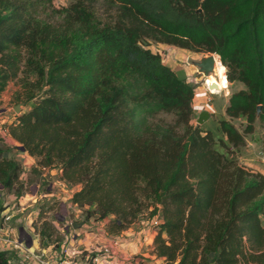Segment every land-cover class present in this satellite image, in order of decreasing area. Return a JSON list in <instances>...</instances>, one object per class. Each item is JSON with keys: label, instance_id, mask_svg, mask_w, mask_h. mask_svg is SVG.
Wrapping results in <instances>:
<instances>
[{"label": "trees", "instance_id": "obj_1", "mask_svg": "<svg viewBox=\"0 0 264 264\" xmlns=\"http://www.w3.org/2000/svg\"><path fill=\"white\" fill-rule=\"evenodd\" d=\"M106 1L113 22L95 28L87 13L98 0H75L83 25L63 43L40 27L37 0H0V97L19 82L14 100L29 106L1 130L78 188L82 222L112 217L119 233L157 217L162 264H264V176L233 154L264 124V0ZM144 41L215 54L243 86L217 121L224 139L193 125L192 85ZM239 118L242 132L229 121ZM19 178L18 158L0 148V197L18 200ZM10 259L0 252V264Z\"/></svg>", "mask_w": 264, "mask_h": 264}, {"label": "rangeland", "instance_id": "obj_2", "mask_svg": "<svg viewBox=\"0 0 264 264\" xmlns=\"http://www.w3.org/2000/svg\"><path fill=\"white\" fill-rule=\"evenodd\" d=\"M37 1L39 3V8L37 10L36 19L40 23V27H47L50 29L53 33V37L57 41L64 43V41L69 39L74 33L81 31V25H83V22L81 24L80 20H78L81 19V14L77 16L75 13H72V11H69V7L75 3V0ZM113 15L114 7H112L106 0H98L94 7L87 13L91 25L95 28H101L108 24L111 25L113 22ZM144 42V45H146L151 52L157 53L161 56L162 61L166 66L171 67L174 71L175 69H180L179 71L177 70V74L183 78L182 80L186 81V83L194 84V75L190 74V72L192 71L194 73L196 71V75H199L197 74L196 68L193 66V62L197 61L200 57H203L202 55L204 54L182 51L181 49L172 46L160 45L149 41ZM205 55L208 56V54ZM217 69L218 80L215 81L214 79H210L207 83L208 85L216 84L219 91L224 90L226 94L228 93V90L229 92L234 93L243 88L239 84L229 86L228 88V82L225 79V68L217 65ZM215 75L211 76L216 77ZM29 79H33V75H29ZM200 82L202 83V79H200ZM17 93L22 95L19 82H10L0 97V121L2 124L11 120L14 115H20L29 107L27 105L25 106L24 100L20 103L15 102L14 98ZM16 105H19V113H15L14 111ZM158 119H163L166 122L173 121L172 116L163 114H160ZM229 121L239 132H242V129L246 125L245 119L243 118ZM245 138L246 147L238 149L233 153L234 156H236L238 164L252 172L264 174V124L261 125L258 121H255L254 132ZM55 171L56 170H54V172ZM38 176L43 180L41 192L43 195L48 194L47 189L50 185L44 181V177L41 174H38ZM29 179L31 178H20V183L22 184H19L20 186L18 187L20 193L18 200H15L10 195H3L0 197L1 206L4 205V207H9L11 210L20 207L21 204L25 206L24 203L31 201L30 194L36 191L34 188H30L29 184L26 183ZM59 189L58 192H55L54 196H44L39 202L35 203V206L23 210L22 214L18 215L27 218L31 212L37 211L36 218H31L32 223L28 224V222H25L21 224L22 222H20L18 225L21 227V232L19 231L20 228H17L19 239L25 247L30 244V241H34V239L41 240L39 243L46 249V254H51L53 250L50 247L48 248L47 244L57 247L56 243L60 242L62 236L66 235L68 231L74 230L72 227H66L67 220L71 219L77 223H82V214H79L74 207H71L70 205L68 206L67 200L64 199L68 189L63 188L61 190V187H59ZM64 190L66 192H64ZM73 190H76V188H73L72 191ZM56 194H59V196H56ZM10 210H8V213H11ZM43 223H46V225ZM43 230H45V234L44 237L40 239L38 233Z\"/></svg>", "mask_w": 264, "mask_h": 264}, {"label": "crops", "instance_id": "obj_3", "mask_svg": "<svg viewBox=\"0 0 264 264\" xmlns=\"http://www.w3.org/2000/svg\"><path fill=\"white\" fill-rule=\"evenodd\" d=\"M172 70L174 71V69ZM177 70L179 71L180 69ZM177 70L175 69L174 72L178 76ZM190 74L195 76H193L195 79V81H193L194 84H190L194 90L193 124H195V126H200L203 130L212 131L216 138L224 139V137H222L218 131L217 121L223 118L227 119L225 116V109L228 106L229 96L233 92H229L228 90V93L226 94L224 90H221L216 94H209L205 90L203 84L200 82L201 77L196 75V71L194 73L191 71ZM178 77L183 79L180 76ZM235 84L241 85L240 83H228V88L229 86ZM201 112L207 113L209 118L202 125H198L197 118ZM13 119L14 116L11 118V120L6 121L5 123L8 124L12 122ZM3 124L0 121V148L7 151L10 156H15L18 158L20 166V178L30 177L31 179L27 180L26 183L29 184L30 188H34L36 191L30 194L31 201L24 203L25 206L21 204L20 207L11 210L9 207H7L3 211V213H8V210L11 211V214L13 215L10 222L12 233L9 234V238L12 242L14 241L19 243L20 239L18 229L20 228L19 231L21 230V227L18 226L19 223L22 222L21 224H23L28 222V224H30L32 223V219H35L37 215V211H33L28 215L27 218L18 216L22 214L23 210L35 206V203H37V200H39H35V198L38 195H41V185L43 180L38 176V174H41L44 177V181L50 185L47 189L48 194H44L43 197H52L55 195V192L60 190L59 187H61V190L64 187L61 186V183L59 182L60 173L57 170L55 172L54 170L40 171L37 168L36 159L24 153V151H22L21 148H19L17 144L10 138L9 134L1 130ZM244 139L246 141V138ZM33 169H36L37 173H33ZM260 174L264 176L263 173ZM73 191H78V188L76 187V190ZM73 191L68 190L66 196H64V199L67 200L68 206L70 205L68 199L74 193ZM64 192L66 191L64 190ZM56 196H59V194H56ZM74 209L76 210L75 206ZM111 219L112 217L103 219L101 221H95L93 218H91L86 222H82L83 225L81 228L68 231L66 235H63L60 239V242L56 243L57 247L47 244V247H50L53 250L51 254H46V249L43 248L41 244H39L40 240L37 239L30 241V244L26 245V247L20 246L18 244L12 245L7 249L10 252L11 257L9 263L41 264L36 263L34 260L35 256H39L43 257V264H53L58 258L63 259L68 257L70 253L76 249L81 261H88L94 256H98L99 261L97 264H162L153 254V238L155 237L156 232L147 226L145 221L136 222L132 224L127 230H123L119 233H112L108 230V225ZM104 249L109 250L108 255L99 254L100 251Z\"/></svg>", "mask_w": 264, "mask_h": 264}, {"label": "built area", "instance_id": "obj_4", "mask_svg": "<svg viewBox=\"0 0 264 264\" xmlns=\"http://www.w3.org/2000/svg\"><path fill=\"white\" fill-rule=\"evenodd\" d=\"M213 55L214 57V66L216 67L217 64H221L219 57L215 54H210ZM202 56H207V55H202ZM214 67V68H215ZM215 75V69H214V74ZM205 90L209 93V94H216L217 91H215L214 89H210L209 85L207 84L206 81L202 82ZM43 198V193L41 192V195H38L35 200H37V202H39L41 199ZM68 201L70 202L69 204L71 205V197H69ZM72 206V205H71ZM74 207V206H73ZM77 211V210H76ZM79 212V211H78ZM80 214V212H79ZM13 215L11 213H2L0 216V252H9L7 249L9 247H11L12 245H20L25 247L21 242L16 243V242H12L11 239L9 238V234H11V227H10V222L12 219ZM147 223V226H149L150 228H152L155 231V227L158 225V218H154L151 220V222H147V220H144ZM77 223L76 221H72L71 219L67 220V224L66 227H72L73 224ZM5 235V236H4ZM10 253V252H9ZM99 254H105L108 255L109 254V250L108 249H104L102 251H100ZM34 260L36 263H44V259L43 257H39V256H35ZM99 261V257L98 256H94L92 259L88 260V261H81L79 259L78 256V252L76 249H74L70 255L66 258L63 259H57L53 264H97Z\"/></svg>", "mask_w": 264, "mask_h": 264}, {"label": "water", "instance_id": "obj_5", "mask_svg": "<svg viewBox=\"0 0 264 264\" xmlns=\"http://www.w3.org/2000/svg\"><path fill=\"white\" fill-rule=\"evenodd\" d=\"M201 10H197V13H200ZM193 66L196 68L197 70V74L199 76H201L202 82H204L206 80L207 77L211 76L214 74V57L213 55H208V56H203L200 57L199 59H197V61L193 62ZM209 88L217 90V92L219 91V88L217 87L216 84H212L209 85ZM262 107L258 106L257 107V111H256V117H259L260 113H261ZM15 113H19L20 109H19V105H16L14 108ZM209 118V115L205 112H201L198 115L197 118V124L198 125H202L205 121H207V119ZM22 151H24L23 148H21ZM82 223H75L72 225V228L74 230H77L79 228L82 227Z\"/></svg>", "mask_w": 264, "mask_h": 264}, {"label": "bare ground", "instance_id": "obj_6", "mask_svg": "<svg viewBox=\"0 0 264 264\" xmlns=\"http://www.w3.org/2000/svg\"><path fill=\"white\" fill-rule=\"evenodd\" d=\"M217 72H218V69H217V65H216V67H215V73H216V75H215V76H216L217 78L214 77V76H209V77L206 78L205 81H206L207 83L209 82L210 79H214L215 81H217V80H218V73H217Z\"/></svg>", "mask_w": 264, "mask_h": 264}]
</instances>
